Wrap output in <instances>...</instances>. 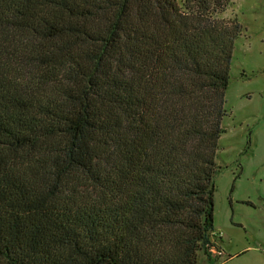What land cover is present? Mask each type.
Instances as JSON below:
<instances>
[{
    "label": "trees",
    "instance_id": "obj_1",
    "mask_svg": "<svg viewBox=\"0 0 264 264\" xmlns=\"http://www.w3.org/2000/svg\"><path fill=\"white\" fill-rule=\"evenodd\" d=\"M232 0H0V264L212 258Z\"/></svg>",
    "mask_w": 264,
    "mask_h": 264
},
{
    "label": "rangeland",
    "instance_id": "obj_2",
    "mask_svg": "<svg viewBox=\"0 0 264 264\" xmlns=\"http://www.w3.org/2000/svg\"><path fill=\"white\" fill-rule=\"evenodd\" d=\"M236 19L226 110L215 176L212 258L198 264H264V0H232Z\"/></svg>",
    "mask_w": 264,
    "mask_h": 264
},
{
    "label": "built area",
    "instance_id": "obj_3",
    "mask_svg": "<svg viewBox=\"0 0 264 264\" xmlns=\"http://www.w3.org/2000/svg\"><path fill=\"white\" fill-rule=\"evenodd\" d=\"M212 250H213V252H218L219 254H221V251H217L215 248Z\"/></svg>",
    "mask_w": 264,
    "mask_h": 264
}]
</instances>
